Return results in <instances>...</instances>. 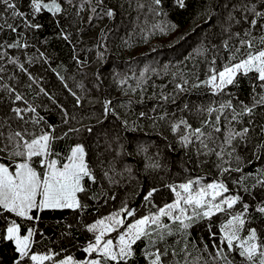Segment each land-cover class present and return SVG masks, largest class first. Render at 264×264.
I'll use <instances>...</instances> for the list:
<instances>
[{
  "label": "snow or ice",
  "instance_id": "obj_1",
  "mask_svg": "<svg viewBox=\"0 0 264 264\" xmlns=\"http://www.w3.org/2000/svg\"><path fill=\"white\" fill-rule=\"evenodd\" d=\"M164 2L136 0V6L162 17ZM172 3L179 9L188 7L187 0ZM118 14L105 0H0V221L5 225L0 228V243L13 246L11 264H139L140 259L144 264H264V0H216L208 20L215 17L219 23L201 41L198 52L204 67L198 63L188 71L177 67L169 72L171 92L144 95L147 74H159L150 66L138 76L124 74L116 79L129 105L155 101L151 115L141 111L138 118H151L154 125L167 121L190 161L194 156L198 167L215 169L212 179L205 182L206 177L185 168L182 177L163 185L171 197L168 201L157 203L159 187L141 188L144 214L122 200L118 209L91 218L86 201L98 204L99 213L117 200L112 186L123 175L112 162L105 166L114 144L123 151L111 122H118L125 132L130 124L114 101L105 99L96 124L74 127L81 119L74 113L83 98L53 67L56 57L48 45L50 38L66 42L72 60L82 68L86 64L79 54L86 43L83 34L98 19L114 20ZM176 28L167 21L152 25L161 34ZM108 38L109 32L101 29L95 41L100 59ZM48 72L73 98L71 109L47 86L44 73ZM242 82L247 88L245 99H240ZM77 87L84 90L83 85ZM193 93L207 95L208 101L177 104ZM53 108L67 131L58 134V126L47 119ZM82 133L87 136L66 153L56 150L57 141L79 139ZM89 140L96 142L98 167L90 162ZM148 167L162 165L155 161ZM124 171L131 173L130 168ZM97 184L99 189L92 187ZM64 210L72 211L78 229L91 234L84 245H78L85 254L82 259L64 248L35 250L46 239L39 227L41 214ZM53 227L60 228L62 237L72 238L74 224L57 220ZM197 228L206 236L193 238Z\"/></svg>",
  "mask_w": 264,
  "mask_h": 264
},
{
  "label": "trees",
  "instance_id": "obj_2",
  "mask_svg": "<svg viewBox=\"0 0 264 264\" xmlns=\"http://www.w3.org/2000/svg\"><path fill=\"white\" fill-rule=\"evenodd\" d=\"M141 2L146 3L147 0H141ZM187 3L186 9H179L172 3V0H165L164 12L166 14L157 17L153 16L147 9L137 8L136 0H105V5L114 7L119 14L114 20L109 18L98 19L83 34V41L86 43L80 46L84 50L80 51L79 54L80 58L86 61V64L82 68L72 60L70 45L66 42L49 39V51L56 57L53 67H57L58 71L67 77L69 87L83 98L82 107L76 109L74 113L81 119L79 123L73 126L82 127L83 125L96 124L97 118H102L101 102L105 99L113 100L119 113L130 124V130L125 132L118 122H111L116 124L113 134L120 137L123 151L114 144L110 154L105 156V166L112 162L118 173L123 172V175L119 177L120 182L112 186L118 198L108 206L102 207L99 213L96 212V208L99 207L98 204L94 201H86L89 203L87 217L95 218L98 215H107L112 209H118L122 200L128 201L142 215L146 209L142 203V194L138 195L141 193V188L159 187L161 191L157 195V203H160L161 199L168 201L171 197L163 185L182 177L185 168L190 169L193 175L206 177L205 182L210 181L215 175L214 168L198 167L194 156L190 161L189 154L176 143V137L170 132L167 121L157 122L154 125L151 118H138L141 111L150 113L155 104L154 100L145 99L142 104L129 105L127 103L128 97L122 95L116 82L117 76L122 77L124 74L131 76L133 73L138 76L145 66H150L159 73L158 75L147 74L150 76V80L144 95L151 96L154 92L161 90L172 91V76L168 73L177 67H180L182 71H188L198 63L201 69L204 67L200 63L202 57L198 55V52L203 47L201 41L213 31V26L219 23L215 17L210 21L208 20V11L214 7L216 0H187ZM163 21L174 23L177 28L165 34L153 31L152 25ZM82 26L87 27V25ZM101 29L109 32L107 49L103 59L98 58L95 48V41ZM34 70L41 71L38 66H34ZM44 75L47 86L57 95L61 103L71 109L74 103L73 98L63 89L60 81L51 72L44 73ZM201 79H203L202 72ZM130 83H134V81H130ZM77 85H83L84 90ZM240 92L243 93L240 95V99H245L247 88L243 82ZM132 99L138 100L139 97L132 96ZM185 101L199 105L206 103L208 96L199 93H193L190 96L185 95L177 101V104H182ZM169 111H175V107L169 106ZM47 119L50 123H55L58 126V134L67 131L60 124L59 113L54 108L48 113ZM189 122L193 121L190 120ZM193 126H198V122L194 123ZM108 127L109 123H106L105 129L107 130ZM133 127L136 128L135 131L131 130ZM85 136L87 133H82L79 139L73 136L59 140L56 144V150L66 153L74 142H81ZM88 144L91 145L90 162L94 167H98L94 155L96 142L89 140ZM169 145L173 147L169 148ZM141 149L146 150L141 151ZM113 157H115L114 160ZM155 161L162 165L161 169L148 167L150 163ZM125 168H130L131 173L125 172ZM248 170L252 171L253 169L250 167ZM92 187L99 189V184ZM41 215L42 220L39 227L45 233L46 239L42 240L35 247V250L43 252L46 248H52L55 251H60L61 248H64L67 250V254L82 259L85 254L78 245H84L91 238V234L75 226L76 218L72 211H49ZM57 220L65 224H74L72 238L62 237L60 228L53 227ZM88 222H91V219H88ZM4 226L3 221H0V228ZM199 235L206 236V231L200 228L194 229L193 238ZM12 247L9 242L0 243V262L2 264H11L13 259ZM193 255L199 256L200 253L193 252ZM236 260L238 262L240 258L237 256ZM139 264H144V261L140 259Z\"/></svg>",
  "mask_w": 264,
  "mask_h": 264
}]
</instances>
